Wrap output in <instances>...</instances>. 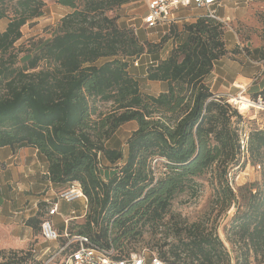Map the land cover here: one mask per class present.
I'll return each instance as SVG.
<instances>
[{"label": "trees", "instance_id": "obj_1", "mask_svg": "<svg viewBox=\"0 0 264 264\" xmlns=\"http://www.w3.org/2000/svg\"><path fill=\"white\" fill-rule=\"evenodd\" d=\"M131 1L56 0L71 10L50 39L17 58L13 49L21 28L43 14L45 2L0 0V19L8 18L0 30V147L31 146L47 161L45 179L77 181L86 210L81 221H68L67 233L88 235L102 245L110 240L120 256L139 250L130 245L144 229L164 223L167 215L169 221L172 200L196 192V179L213 170L215 202L225 210L236 203L237 209L243 207L232 217L227 235L238 245L234 264H264V129H250L247 141L248 160L260 165L262 182L236 191L230 181L242 161V115L205 81L215 61L228 53L222 22L200 15L184 23V38L146 67V79L167 85L149 94L140 90L128 65L156 53L159 44L141 42L132 28L109 14ZM260 56L264 59V47ZM100 58L105 61L97 64ZM258 96L264 102V88L253 99ZM99 101L110 102L111 109L97 112ZM129 121L136 127L126 139L124 156L107 142ZM106 168L112 172L109 178L101 175ZM45 219L48 209L43 217H28L25 225L33 235L41 234ZM174 229L175 241L157 252L161 257L181 264H231L224 242L203 223H178ZM31 251L12 250V260L0 264L34 261Z\"/></svg>", "mask_w": 264, "mask_h": 264}, {"label": "rangeland", "instance_id": "obj_2", "mask_svg": "<svg viewBox=\"0 0 264 264\" xmlns=\"http://www.w3.org/2000/svg\"><path fill=\"white\" fill-rule=\"evenodd\" d=\"M45 2L43 8V14L28 21L22 26V37L15 42L14 52H17V58L21 57L27 49L34 47L35 45L50 39L58 28L60 18L68 13L71 9L65 6H61L56 3V0H43ZM80 1V0H79ZM145 8L142 2L136 3L127 2L117 8H114L109 12L110 15L117 16V22L121 26H128L133 29V26L137 27V33L141 42H147L151 44H159V49L156 53H145L137 58L138 64H134V60H130L128 65V71L132 74L139 83L140 90L149 94H158L160 90H165L167 85L160 87L158 81H151L146 79L145 71L146 67L155 64L158 59L165 58L175 43L182 40L185 33L182 31L184 23H188L193 19L188 17V14L199 15L202 14L201 10L196 9H181V12L187 15L188 20H182L178 22L172 32H169L168 26H162L146 30L142 27L141 16L144 13ZM221 16H225V21L222 22L224 29V41L228 53L217 60L214 65V69L207 77L208 84L215 91L226 90L223 85L231 83V88L224 95L230 103L229 99L232 95L243 94L249 99L253 100L255 93L253 90L261 88L264 84V59L260 56V50L264 47V0H240L237 4L231 3L228 7L220 9ZM227 16V18H226ZM8 22V18L0 19V30L4 29L5 23ZM134 30V29H133ZM164 31V33H163ZM175 33H179L178 37H175ZM169 37L164 41L163 36ZM177 36V35H176ZM105 61V58H100L96 61L97 64ZM16 64L22 65V61L17 59ZM44 65L40 62V66ZM250 70L248 81L249 84L244 88L236 87V83L233 78L238 72H245ZM220 89V90H219ZM252 93V94H251ZM217 95H221L216 93ZM263 96V95H262ZM264 99V98H263ZM242 115L241 126L247 129L262 128L264 129V109L250 107L246 110L243 107L237 108V105L231 103ZM110 102H97V112H107L111 109ZM136 127L134 121H129L121 125L107 145L114 148H120L123 150L124 156L126 154V139ZM120 161V163H122ZM252 163L246 164L241 161L239 167H234L231 174V182L234 189H237L243 185H257L262 182L263 175L262 169L257 170L253 167ZM160 169V167H159ZM41 171V167L39 166ZM110 169H102L101 175L109 178L111 174ZM45 174L38 172L35 177L38 181H43ZM214 171L208 170L202 176L196 180L198 182V188L196 192L185 191L178 194L171 203L170 217L169 215L164 219V223L159 224L157 227H146L141 237L130 245L133 249L147 248L160 253V251H167L170 243L175 241L174 229L175 224L183 223L190 224L193 222L203 223L207 229H212L219 235L224 242L229 254L231 256V264H234L235 256L238 254V245L233 244L227 239L228 232L230 231L231 219L236 212L243 210V207L237 209V203L232 204L227 210L221 208L220 204L215 202V194L213 189ZM65 191V190H64ZM31 195L30 199L19 201L16 205L20 211L19 217L15 218L17 222L24 220L26 214H30L35 211L43 217L49 209L50 204L46 201H37L33 206L36 197L43 194V192L33 193L28 192ZM57 196L59 211L57 218V229L63 230L64 223L63 218L70 215L71 209L77 208V213L80 212L79 204L75 201L65 200L60 198L58 191H55ZM55 196V195H54ZM52 201V200H50ZM239 201L241 199L239 198ZM8 231L0 229V240L2 237L7 236ZM63 237H59L55 241H45L40 233L33 235L30 240L26 241L22 247H4L0 248V262L5 260H12V250H32L34 261L30 258L25 261V264H37L36 260H39V264H59L61 261L60 255H55L57 246L61 245V241H64ZM1 242V241H0ZM4 243V242H3ZM2 243V244H3ZM2 246V245H0ZM20 246V245H19ZM45 247H49L46 251ZM20 255V253H17ZM169 255V253H166Z\"/></svg>", "mask_w": 264, "mask_h": 264}, {"label": "built area", "instance_id": "obj_3", "mask_svg": "<svg viewBox=\"0 0 264 264\" xmlns=\"http://www.w3.org/2000/svg\"><path fill=\"white\" fill-rule=\"evenodd\" d=\"M137 1L142 2L145 8L141 16L142 27L146 30H150L162 26L169 27L171 24H177L182 20H188L187 15L181 12V9L187 8L202 11V14L199 15L188 14V17L192 19L200 15H206L220 22H224L225 16H221L219 10L226 8L231 3L237 4L240 0H134L131 1V3L133 4ZM133 29L136 34L137 27L133 26ZM134 64H138L137 59L134 60ZM252 101L254 103L258 102L264 104L260 96ZM230 103L232 102L230 101ZM248 134L249 129L245 127L239 131L241 159L242 161L246 160V164L250 163L247 152ZM253 167L257 170L260 169L259 164ZM231 181L230 184L232 185ZM69 184L70 187L67 190L59 193L60 198H64L68 201L80 197L85 198L77 181L70 182ZM47 202L50 204L48 215L52 216L58 211L57 197L55 200ZM74 214L75 211L71 210L70 215L65 217L63 222L68 224V221ZM66 228L63 232L58 231L49 219H45L41 223V236L45 241H55L59 237L65 239L63 244L57 246L56 253L54 254V256H61L60 262L62 264H181L176 260L163 258L157 252L148 250L147 248L132 250L120 256L119 251L113 245L112 241L109 240L107 245H102L92 240L88 235H69ZM45 249L47 251L49 247H45Z\"/></svg>", "mask_w": 264, "mask_h": 264}, {"label": "crops", "instance_id": "obj_4", "mask_svg": "<svg viewBox=\"0 0 264 264\" xmlns=\"http://www.w3.org/2000/svg\"><path fill=\"white\" fill-rule=\"evenodd\" d=\"M6 24L7 23H5L4 28ZM249 75L250 70L236 73L233 78L234 82L236 83V87L244 88L245 85H248V81L250 80ZM207 77L205 81H207ZM158 83L160 87L165 86L163 81H158ZM206 83L208 84V82ZM223 86L224 88H226V90H224V92H219L218 90H213L212 87L209 85L214 94H221L220 96L227 95V92L225 91H229V88H231V83H229L227 86ZM263 88L264 84L261 88L253 90L252 93H256ZM241 96L245 99H249L243 94H241ZM39 166L42 169L41 171L39 170ZM46 171L47 161L37 151V149L27 145L0 147V229H5L6 231H8L7 236L2 237L0 240V245H2L0 246V248H13L15 245H18V247H22V245H24V243L30 240L33 236L32 228L25 225V220L28 217L34 215L35 211L31 212L30 214H26L24 220L17 222L15 218L19 217L18 213H20V211L18 210V207L16 205L12 206L11 204H19V201H24L27 199L33 201L35 197L32 199L31 195H29L28 192H43V194L36 197L37 199L33 203V206H35L37 201L40 200L46 202L50 200H55L57 197L55 191H58L59 194L60 192H63L64 190H67L70 187L69 183H52L45 178L43 179V181H38L35 175L38 172L44 175L46 174ZM73 201H75L76 204H79L80 212H76V210H78L77 208L71 209L75 211V214L70 220L81 221L84 217L86 210V199L84 197H80L73 199ZM60 212L61 211H59L58 205L57 213ZM57 213L52 216H49V220L52 221L56 229L57 223L55 221V218H57ZM66 226L67 223H64L63 230L60 232H63Z\"/></svg>", "mask_w": 264, "mask_h": 264}, {"label": "bare ground", "instance_id": "obj_5", "mask_svg": "<svg viewBox=\"0 0 264 264\" xmlns=\"http://www.w3.org/2000/svg\"><path fill=\"white\" fill-rule=\"evenodd\" d=\"M232 103L237 105V108L243 107L249 109L250 107L262 108L264 109V104L253 102L251 99H245L241 96V94L232 95L229 99Z\"/></svg>", "mask_w": 264, "mask_h": 264}]
</instances>
